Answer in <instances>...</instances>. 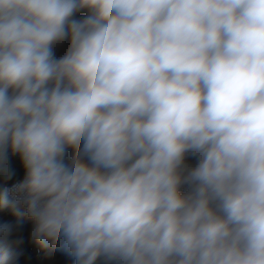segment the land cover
Listing matches in <instances>:
<instances>
[{"label": "clouds", "instance_id": "obj_1", "mask_svg": "<svg viewBox=\"0 0 264 264\" xmlns=\"http://www.w3.org/2000/svg\"><path fill=\"white\" fill-rule=\"evenodd\" d=\"M3 209L73 264H264V0H0Z\"/></svg>", "mask_w": 264, "mask_h": 264}, {"label": "rangeland", "instance_id": "obj_2", "mask_svg": "<svg viewBox=\"0 0 264 264\" xmlns=\"http://www.w3.org/2000/svg\"><path fill=\"white\" fill-rule=\"evenodd\" d=\"M64 47H66V45L57 46L58 54H62ZM12 163L17 171V177L22 176L18 158L12 157ZM192 163H194V161H192ZM3 220H13L14 222L23 223L25 227V241L18 249L20 255L16 264H73L62 246L52 248L29 240L28 232L30 230V224L24 218L14 217L9 210L3 209L0 210V221ZM36 247L41 249L39 255L33 250L36 249Z\"/></svg>", "mask_w": 264, "mask_h": 264}, {"label": "built area", "instance_id": "obj_3", "mask_svg": "<svg viewBox=\"0 0 264 264\" xmlns=\"http://www.w3.org/2000/svg\"><path fill=\"white\" fill-rule=\"evenodd\" d=\"M16 178H19V177H16ZM35 252H36V254H40L41 253V249L39 248V247H36V249H33Z\"/></svg>", "mask_w": 264, "mask_h": 264}, {"label": "trees", "instance_id": "obj_4", "mask_svg": "<svg viewBox=\"0 0 264 264\" xmlns=\"http://www.w3.org/2000/svg\"><path fill=\"white\" fill-rule=\"evenodd\" d=\"M84 13H80V14H78V15H83Z\"/></svg>", "mask_w": 264, "mask_h": 264}]
</instances>
